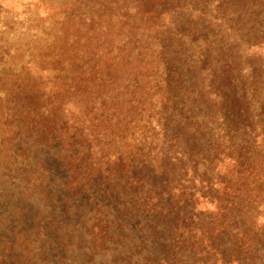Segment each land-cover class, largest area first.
I'll return each mask as SVG.
<instances>
[{
    "label": "trees",
    "instance_id": "16d2710c",
    "mask_svg": "<svg viewBox=\"0 0 264 264\" xmlns=\"http://www.w3.org/2000/svg\"><path fill=\"white\" fill-rule=\"evenodd\" d=\"M42 1L28 42L0 21L1 168L36 145L94 254L146 221L156 264H264V0Z\"/></svg>",
    "mask_w": 264,
    "mask_h": 264
},
{
    "label": "rangeland",
    "instance_id": "374dc122",
    "mask_svg": "<svg viewBox=\"0 0 264 264\" xmlns=\"http://www.w3.org/2000/svg\"><path fill=\"white\" fill-rule=\"evenodd\" d=\"M42 3V0H0V16L8 14L7 20L0 21L10 22L9 27H19L16 31L8 30V38L17 35L20 41H29L30 31L26 25L36 24L31 18L40 14ZM78 3L80 9L91 10L87 7L90 0H80ZM27 14L31 18L27 22L21 20ZM23 143L25 154L21 156V161L24 162L18 171L10 170L9 173L0 166V237L6 238L9 246L14 247L8 251L0 249V264H13V259L17 264H31L29 260L26 261L32 257L30 250L40 257L38 264H156L154 256L159 246L167 243V225H158L156 231L154 225L145 226L147 223L144 221L132 234L124 232L118 235L116 232L114 241L108 243L106 251L94 254L88 237L91 214L87 212L93 204L87 203L86 211L78 212L74 206L82 203H76L78 201L72 197H67V201L62 203H58V200L54 202L50 194L44 198L42 185L34 180L39 178L37 162L42 155L35 151L36 145L28 141ZM65 173L62 171L61 175H54L50 184L45 179L41 180L43 187H47L45 192H58V195L65 197L68 193L63 188ZM108 217L115 220L113 213ZM27 241L31 242L30 246L26 245ZM41 248L45 255L39 252ZM26 250L28 253H25ZM18 256L28 258L19 260L22 257Z\"/></svg>",
    "mask_w": 264,
    "mask_h": 264
}]
</instances>
